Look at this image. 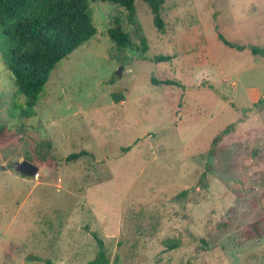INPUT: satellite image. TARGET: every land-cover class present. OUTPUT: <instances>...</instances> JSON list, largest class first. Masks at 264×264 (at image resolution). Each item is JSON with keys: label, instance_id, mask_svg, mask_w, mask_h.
Returning <instances> with one entry per match:
<instances>
[{"label": "rangeland", "instance_id": "obj_1", "mask_svg": "<svg viewBox=\"0 0 264 264\" xmlns=\"http://www.w3.org/2000/svg\"><path fill=\"white\" fill-rule=\"evenodd\" d=\"M134 4L132 23L89 3L96 33L31 109L0 31V264H87L94 235L104 264H264V53L251 52L264 0H165L162 30ZM116 20L125 50L107 33ZM23 159L37 174L11 168Z\"/></svg>", "mask_w": 264, "mask_h": 264}, {"label": "trees", "instance_id": "obj_2", "mask_svg": "<svg viewBox=\"0 0 264 264\" xmlns=\"http://www.w3.org/2000/svg\"><path fill=\"white\" fill-rule=\"evenodd\" d=\"M93 1L97 0H0V31L11 45L6 55V67L14 77L16 91L24 99L26 108L31 109L37 104L39 94L56 64L96 33L89 8V3ZM98 1H107L123 7L128 11V21L135 23V0ZM142 1L152 14L153 24L162 30L164 20L161 11L165 0ZM136 32L143 43L142 49H146L144 37L138 34V26ZM107 33L118 50H125L132 45L129 33L118 20L114 26L108 28ZM218 38L229 47H246L227 41L222 34H218ZM251 52L263 54L264 48L254 47ZM170 58L169 55L159 54L155 56V61H167ZM155 83L174 85L177 81L165 79ZM113 98L118 101L121 97L113 95ZM85 155L90 153L80 150L68 154L66 160H77ZM252 229L248 238L260 234L255 232L254 226ZM94 236L98 251L95 258L87 264H104L107 261L103 241Z\"/></svg>", "mask_w": 264, "mask_h": 264}, {"label": "water", "instance_id": "obj_3", "mask_svg": "<svg viewBox=\"0 0 264 264\" xmlns=\"http://www.w3.org/2000/svg\"><path fill=\"white\" fill-rule=\"evenodd\" d=\"M11 168L19 172L23 176H34L37 174V166L29 160H20L11 163ZM5 169L4 166H0V170Z\"/></svg>", "mask_w": 264, "mask_h": 264}]
</instances>
